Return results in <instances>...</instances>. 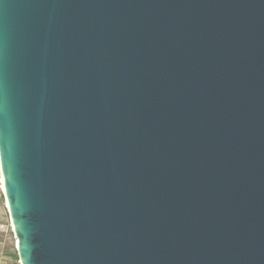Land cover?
<instances>
[{
    "label": "water",
    "instance_id": "95a60500",
    "mask_svg": "<svg viewBox=\"0 0 264 264\" xmlns=\"http://www.w3.org/2000/svg\"><path fill=\"white\" fill-rule=\"evenodd\" d=\"M0 181L19 264H264V0H0Z\"/></svg>",
    "mask_w": 264,
    "mask_h": 264
},
{
    "label": "rangeland",
    "instance_id": "374dc122",
    "mask_svg": "<svg viewBox=\"0 0 264 264\" xmlns=\"http://www.w3.org/2000/svg\"><path fill=\"white\" fill-rule=\"evenodd\" d=\"M15 255V239L0 181V264H19L18 259H14Z\"/></svg>",
    "mask_w": 264,
    "mask_h": 264
},
{
    "label": "trees",
    "instance_id": "16d2710c",
    "mask_svg": "<svg viewBox=\"0 0 264 264\" xmlns=\"http://www.w3.org/2000/svg\"><path fill=\"white\" fill-rule=\"evenodd\" d=\"M14 259H15V260H17V259H18L17 255H15V256H14Z\"/></svg>",
    "mask_w": 264,
    "mask_h": 264
},
{
    "label": "bare ground",
    "instance_id": "6f19581e",
    "mask_svg": "<svg viewBox=\"0 0 264 264\" xmlns=\"http://www.w3.org/2000/svg\"><path fill=\"white\" fill-rule=\"evenodd\" d=\"M1 187H2V183H1ZM2 190H3V187H2Z\"/></svg>",
    "mask_w": 264,
    "mask_h": 264
}]
</instances>
